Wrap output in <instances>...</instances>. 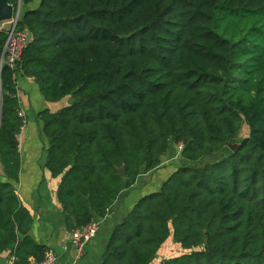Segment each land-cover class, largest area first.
Instances as JSON below:
<instances>
[{"label": "trees", "instance_id": "16d2710c", "mask_svg": "<svg viewBox=\"0 0 264 264\" xmlns=\"http://www.w3.org/2000/svg\"><path fill=\"white\" fill-rule=\"evenodd\" d=\"M7 3H20L29 42L0 70V253L32 264L49 251L13 186L19 75L48 103L71 98L36 114L70 231L105 217L182 144L185 163L113 227L101 264H152L169 238L190 252L160 264H264V0Z\"/></svg>", "mask_w": 264, "mask_h": 264}, {"label": "crops", "instance_id": "0c3cea01", "mask_svg": "<svg viewBox=\"0 0 264 264\" xmlns=\"http://www.w3.org/2000/svg\"><path fill=\"white\" fill-rule=\"evenodd\" d=\"M16 90L20 104L19 111L25 115V125L17 137L20 171L18 181L13 186L20 202L32 217L29 236L36 243L46 246L57 257L58 264H101L113 227L121 223L139 199L145 196L143 192H140L139 196H130L129 191L136 190L142 182L149 180L146 177L151 176L152 173L149 175L141 173L135 185L120 194L105 217L94 220L98 223L97 234L85 248L83 257L76 261L75 251L70 243L72 231L66 226L65 216L57 197L61 176L52 177L44 167L48 140L41 134V125L36 119V114L43 109L56 112L66 106L67 98L56 103H48L42 98L37 85L31 79L22 78L19 75L16 77ZM33 104L38 106L32 109ZM29 114L33 117L30 123H28ZM168 154L171 155L169 152ZM179 159L180 165H183L185 162L180 157ZM156 174L157 172L155 176ZM0 176H2L1 168ZM159 184L154 181L149 185V181H146L144 183V191L148 192L146 195L151 193L150 188L159 189L161 186ZM163 251L162 249L159 252V261L157 260L155 264L168 259L169 253ZM12 258L7 252L0 253V264H7Z\"/></svg>", "mask_w": 264, "mask_h": 264}, {"label": "built area", "instance_id": "2783aa9c", "mask_svg": "<svg viewBox=\"0 0 264 264\" xmlns=\"http://www.w3.org/2000/svg\"><path fill=\"white\" fill-rule=\"evenodd\" d=\"M18 18L19 12L16 15L14 14L10 21L0 22V30L6 33V39L0 56V70L4 65L11 69L14 68L17 62L20 61L29 42V35L26 31H16ZM18 117L23 120V125H25V115L22 111H18ZM179 149L180 151L182 149V144L180 143ZM97 231L98 223L92 221L86 226L71 232L70 243L74 248L76 261L83 257L85 248L95 238ZM7 264H15V260L12 258ZM32 264H58V260L52 252L48 251L41 262Z\"/></svg>", "mask_w": 264, "mask_h": 264}, {"label": "rangeland", "instance_id": "374dc122", "mask_svg": "<svg viewBox=\"0 0 264 264\" xmlns=\"http://www.w3.org/2000/svg\"><path fill=\"white\" fill-rule=\"evenodd\" d=\"M5 27H7V26H5ZM70 102H71V98H67V100L65 101L66 105H68ZM37 106L38 105H34L33 104L32 105V109H35V107H37ZM32 119H33V117L29 114V117H28V121L29 122L28 123H30L32 121ZM247 133H248L247 127L243 126L239 138L244 137L245 135H247ZM168 152L171 153V155L168 154ZM168 152L161 157L160 165H159V167L157 169H155L153 171H150L148 173H145L146 175H149V174L152 173L151 176H147L146 177V179L149 178V180H146V181H149V185H150V183L156 181V182L160 183L159 184V186H160L163 183V181H165L167 179V178L166 179H164V178L171 171H173L178 166H180L181 163H179L180 162V159H179V155H180L179 144H175L173 142H170V148H169ZM217 157H214L211 160H213V159H215ZM156 172H157V174L155 176ZM157 178H159V179L157 180ZM146 181L142 182L136 190L135 189H133V190L131 189L128 194L130 196H133V195L134 196H139V195H141L140 192L141 193L143 192V194L145 193V195H146V193H148V192L144 191V183ZM156 189H158V188H155V189L150 188L149 192L156 191ZM162 246H163L162 249L164 250L163 252H168L169 253L167 255L168 258L179 256V255H182V254L190 252L189 250H183V248L180 247V245H178L177 243H175L172 240V238H169ZM158 259H159V253L157 254V257L152 262V264H155V262Z\"/></svg>", "mask_w": 264, "mask_h": 264}, {"label": "water", "instance_id": "95a60500", "mask_svg": "<svg viewBox=\"0 0 264 264\" xmlns=\"http://www.w3.org/2000/svg\"><path fill=\"white\" fill-rule=\"evenodd\" d=\"M20 10V3L16 8L12 7L7 3V0H0V22L10 21L12 16L17 14ZM227 147L232 152L237 151L239 145L238 144H228ZM118 174L120 177H125V170L123 167L118 169Z\"/></svg>", "mask_w": 264, "mask_h": 264}]
</instances>
